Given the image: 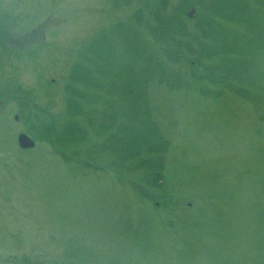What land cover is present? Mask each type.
I'll return each mask as SVG.
<instances>
[{"label": "rangeland", "instance_id": "1", "mask_svg": "<svg viewBox=\"0 0 264 264\" xmlns=\"http://www.w3.org/2000/svg\"><path fill=\"white\" fill-rule=\"evenodd\" d=\"M177 1H0L1 12L18 3L31 24L43 23V37L27 42L17 40L18 22L0 50V89H18L12 97L20 99V91L26 101L0 109V264H264V6L223 0L237 7L241 21L221 30L237 52L232 61L244 70L243 83L230 81L243 96L205 83L201 75L210 62L184 48L167 80L148 85L145 103L120 100L113 90L124 79L132 90L144 45L155 57L162 54L146 27ZM191 9L182 18L197 34L198 7ZM137 10L144 24L137 29L140 41L132 33ZM104 39V51L90 55L99 65L90 69L92 78L103 86L78 87L98 99L79 101L75 121L84 140L57 145L69 121L70 68ZM135 107L134 121L120 112ZM111 115L116 120L109 126ZM149 122L168 142L155 189L144 184L143 172H134L137 161L117 158L123 136L117 127ZM19 133L34 140L32 149L18 148Z\"/></svg>", "mask_w": 264, "mask_h": 264}, {"label": "trees", "instance_id": "2", "mask_svg": "<svg viewBox=\"0 0 264 264\" xmlns=\"http://www.w3.org/2000/svg\"><path fill=\"white\" fill-rule=\"evenodd\" d=\"M257 2L259 6H264L263 0H257ZM194 5L198 7L196 10L197 17L194 16V18L196 17L197 34L189 31L182 18ZM157 19V22L148 25L150 26L149 29L146 27V31L149 33L151 43L161 47L162 54L158 56L159 58L155 57L150 50V46L147 45L146 47L144 45V51L146 52L145 63L140 66L141 69L139 68L141 72H139V78L135 77L132 90L127 79H124L123 83H118L117 87L113 88L119 93L120 100L145 103L147 101L148 85L152 81L162 83L167 80L168 74L172 70L170 64L181 60L183 48L185 52L193 55L195 60H208L210 62L205 66V72L201 75V79L205 83L223 85L235 95L243 96L245 94L238 89L236 84L230 82L231 80H239V82L241 81L240 83H243L242 74L244 70H242V66L238 67L237 62L232 61L230 56L237 52L234 48L228 46L221 30L224 23L241 22L237 7L225 5L223 0H206L204 3H199L198 0H178L168 14L157 15ZM132 22L135 24L132 30L133 38L135 41H140V31L137 29L144 24L139 10L133 14ZM219 29L220 31L218 32ZM187 37L190 38L189 43H179L182 38ZM197 37L201 40L197 39ZM105 41L106 39H104V42L98 43L99 41L96 40L90 44L87 48L89 56L81 55L78 58L80 61L74 62L70 68L68 81L71 86L67 90L68 97L66 99V113L69 121L60 127L59 135L55 139L57 145L68 142H82L84 140V131L75 121L82 114L79 101L82 99L87 100L88 98H91L92 101H97L98 99L97 96L89 97L83 94L81 88L78 87H83V90L86 88L98 90V88L103 86L92 78L90 69L99 71V65L90 58V55L98 57L99 52L104 51ZM133 50L135 54L134 67H136L138 58H140L136 44H134ZM212 59L213 61H211ZM215 59H219V61L215 62ZM228 60L231 63H228ZM168 85L171 86L170 82H168ZM106 89L107 94L113 91ZM130 92L132 98H130ZM139 110L138 107L133 108L132 111L129 108L126 110L121 108L120 112L123 116H127L128 119L134 121ZM109 118V126H112L116 118L114 115ZM100 127L102 130L108 128ZM117 129L120 136H124V133L129 135L127 139H124L123 136L117 138L119 145L118 160L121 164L137 161L133 167L134 172H143V182L150 188L155 189L158 187L161 178L156 170H159L162 166L161 155L167 151V140L160 135L155 124L151 122L147 123V125L141 124L135 127L132 124L119 125Z\"/></svg>", "mask_w": 264, "mask_h": 264}, {"label": "flooded vegetation", "instance_id": "3", "mask_svg": "<svg viewBox=\"0 0 264 264\" xmlns=\"http://www.w3.org/2000/svg\"><path fill=\"white\" fill-rule=\"evenodd\" d=\"M0 1H2V0H0ZM18 5H19L18 3H12V6L10 7L9 10H7L6 12L0 11V50L3 52H4L3 43L8 42L10 40H13L12 36L9 34H11V32L12 33L14 32L13 28L14 29L16 28L15 25H17L18 22H21V25L19 27H17L16 30L18 33H22V35L19 36V38L17 40H21V41L24 40L27 42H31L33 40H36V39L43 37L42 35H38V33L40 32L39 29H41V27L43 26V23H38L40 25L31 24V22H33L34 19L27 20V17L22 16L21 13L23 11L20 10ZM21 16H22V18H24V20H22ZM30 17H32V16H30ZM32 18H36V15L33 16ZM18 19H20V20H18ZM41 24H42V26H41ZM13 36H15V35H13ZM15 37H18V36H15ZM17 90L18 89H15L14 91H10L9 88H5V87L0 89V102L3 101L0 104V109L5 107V104L7 101H12V102L15 101V103L17 105H18V103L19 104L20 103L26 104L25 99L23 100L22 92H20V91L17 94V98H20V99H14L13 98L14 97L13 94H15V92H17ZM19 107H21V106H19ZM17 119H18L17 116H14V120H17Z\"/></svg>", "mask_w": 264, "mask_h": 264}, {"label": "water", "instance_id": "4", "mask_svg": "<svg viewBox=\"0 0 264 264\" xmlns=\"http://www.w3.org/2000/svg\"><path fill=\"white\" fill-rule=\"evenodd\" d=\"M193 12V9H190V11L187 13L189 15ZM3 102V101H2ZM0 102V104L2 103ZM17 144L22 149H28L32 148L34 146V142L31 138H29L26 134L20 133L16 137Z\"/></svg>", "mask_w": 264, "mask_h": 264}]
</instances>
